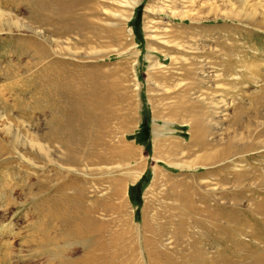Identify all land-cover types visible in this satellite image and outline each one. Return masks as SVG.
<instances>
[{
  "label": "rangeland",
  "instance_id": "obj_1",
  "mask_svg": "<svg viewBox=\"0 0 264 264\" xmlns=\"http://www.w3.org/2000/svg\"><path fill=\"white\" fill-rule=\"evenodd\" d=\"M29 1L0 0V11L4 6L3 12L19 27L13 24L0 32V264L5 253L7 264L45 263L43 257H30L34 247L23 244L40 218L29 201H52L60 192L57 185L68 179L57 180L62 174L53 172L42 156L34 157L37 147L30 150L26 141L47 130L48 114L39 108L44 106L42 88L48 78H56V69L73 81L78 75L96 78L116 98L110 103L113 113L129 118L124 125L120 119L110 124L111 144L118 139L135 150L125 165L115 160L119 164L110 165V172L94 170L91 174L101 175L97 181L79 166L75 177L92 178L84 181L85 201L119 208L96 215L107 225V237L126 232V243L128 220L138 227L146 218L158 223L153 228L163 230L160 241L173 242L170 264H208L223 255L241 256L225 238H238L241 223L247 231L251 218H260L256 202L264 200V25L258 24L264 18V0H125L122 8L111 5L100 11L102 22L96 21L97 13L85 18L91 26L116 21L117 40L83 45L79 42L92 38L87 30L82 39L76 33L56 38L58 46L24 28L55 38L51 29L30 23ZM94 1L100 7L106 4ZM96 4L90 0L78 14L88 15ZM138 11L140 23L135 27ZM114 13L117 19L110 17ZM33 44L43 45L47 54L39 58L29 51L25 58L17 56L18 48ZM145 124L149 151L137 142ZM59 156L52 159L58 163ZM137 166L141 176L124 182L115 195L112 182ZM41 184L51 191L49 196V190L33 195ZM67 185L70 192L64 196L75 191L79 195L74 179ZM50 205L46 221L53 226L59 204ZM187 208L191 212H185ZM190 218L205 225L183 224L176 230L180 221ZM57 230L62 234L59 224ZM79 251L70 261L81 255ZM126 251L119 254L117 247L111 248L108 254L116 255L112 264H146L142 255L134 258L138 252Z\"/></svg>",
  "mask_w": 264,
  "mask_h": 264
},
{
  "label": "bare ground",
  "instance_id": "obj_2",
  "mask_svg": "<svg viewBox=\"0 0 264 264\" xmlns=\"http://www.w3.org/2000/svg\"><path fill=\"white\" fill-rule=\"evenodd\" d=\"M104 1L106 4L100 7L93 0L94 5L97 3L96 7L93 12L87 15L78 14V10H83L82 6H86L90 0H30L28 2V11L32 15L30 23L39 28L51 29L52 36H55V38L46 37L42 35L41 31L36 32L27 26L24 28L35 35L38 33L37 37H40L43 42L50 46H58L60 37L68 36V34L74 35L75 33L80 37L87 30L91 32L92 38L89 41L84 38V42H79L83 45L91 42L97 43L100 40H115L120 35L119 30H115L116 21L114 23L105 21V24L103 23L104 26L98 23H94L91 26L89 21L86 20L90 15H96L97 13L96 17H98V20L96 21H101L99 18L100 11H107V8L111 5L121 8L126 5L125 0ZM4 9L3 6V10L0 11V32L10 30L14 26L13 24H16L15 27L19 28L17 26L18 23H15L17 21L13 22L10 16L7 17V14L3 12ZM116 14H110V17H118ZM119 24L118 22V26ZM258 24L264 25V18H260ZM51 31L49 34H51ZM80 39L82 38L80 37ZM29 51L30 54L32 52V56L39 58L47 54L43 45L33 44L30 48L28 46L26 48H18L17 56L25 58ZM55 71L57 73L55 74L57 75L56 78H48L44 88H42L44 106L39 108L41 113L48 114L46 120L47 130L40 136H33V140L26 141V143L30 145V150L34 146L37 147L36 155H33L31 151L29 154L36 158H41L42 156L43 159L45 158L55 168L53 172L62 174V177L57 180H68L57 185L60 192H58V196H55L52 201H41L40 198L35 201H29L35 203V214L40 217L38 218V223L36 222L32 226L34 232L30 233L28 238L23 240V244H29L34 247L30 250L32 254L29 256L35 260H40L38 258L42 259L43 257L45 259L44 264H112L116 255L111 257L108 254L111 248L117 247L118 253L122 252L124 254L125 250L130 251V247H132L130 251L132 254L138 252V255H135L134 258L142 255L141 257L145 259L146 264H170L172 258L168 250L171 248L169 245L173 244V242H169L168 239L159 240L160 237L158 238V236L161 235L163 230L152 227L158 223L155 221L151 223L146 218H143L141 224L137 227L129 219L127 222L129 230L127 232L130 236L127 235L128 241L125 243L126 232H117L109 238L106 233L108 231L107 225L96 217V215H100V212L104 214L106 212L117 211L119 208L113 204V207L117 209L114 210L110 203H101L99 205V201L84 200L82 195L85 193L84 190H86L84 181L91 180L92 178L75 179V177H78L79 166H83L88 171L94 178L92 181H97L101 175L95 176L91 174L94 170H99L101 173L110 172V165H114V163H121L123 165V162L127 161L126 159L134 153L135 150L124 143L122 145L121 140H114L116 144H111L110 142L112 135L110 124L112 120L120 119L121 125H124L128 117L125 119L113 113L110 103L116 98L110 96L111 92L109 90H104L103 86L101 87V85L95 82L96 78L93 81L90 77L86 78L84 76L79 78L78 75L73 81L68 76L65 78L66 75L63 74V71L57 69ZM52 72L54 73V70ZM158 133L156 130L155 134L158 135ZM36 141H43L47 146L35 144L34 142ZM14 145L15 141L12 142L11 146L14 147ZM49 147H52L55 151H52ZM56 154H61V157L59 156L61 159H59L58 163L53 160L54 158L52 159V156ZM115 160L119 161V163L115 162ZM97 167L98 169H96ZM89 168L90 170H88ZM140 169L141 167L137 166L134 171L128 172L126 175H119L122 178L115 179L114 183L112 182L114 194H120L124 182L136 181L142 174ZM64 171L65 173H63ZM73 179L78 186L79 195L75 191L72 196H64V192H70L67 183ZM43 182L45 183V181ZM1 186L2 188H6L7 183L3 181ZM28 186L31 187L30 184ZM35 188L39 192L36 193L34 191V196L49 190L43 184ZM16 189H18V186H16ZM50 192L49 190L47 196H49ZM65 194L67 195L68 193ZM4 203H7L8 206L14 204L13 201H6ZM51 203L59 204L53 215L56 221V224L53 226L49 225L46 221L51 216V213H47L51 207ZM255 206L260 218L254 220L255 218L250 217L252 224L251 226L245 225L247 231H244V224L241 223L243 228L239 230L238 238H225L226 242L232 243V247L236 251L242 253L241 256L238 257L236 253L233 256H229L230 254L223 255L208 264H264V200L260 203L256 202ZM8 208H5V211ZM185 212H191V208H187ZM102 216L105 218V215H101L100 217ZM211 216L217 219L218 215L214 213ZM253 217L255 216L253 215ZM42 221H44L43 225L41 224ZM58 224L62 229V234H56L59 233L57 230ZM183 224H191L196 227L205 225L202 221L190 218L189 222L180 221L176 230L180 232V227ZM236 226L241 228L240 225L236 224ZM215 227L224 231L223 227L216 225ZM243 237H247L248 241H243ZM76 251H79L81 255L70 261L69 257L74 255ZM8 256L9 253L4 254L3 259H1L3 264L8 263ZM141 261L143 260L141 259ZM142 264H144V261Z\"/></svg>",
  "mask_w": 264,
  "mask_h": 264
},
{
  "label": "trees",
  "instance_id": "obj_3",
  "mask_svg": "<svg viewBox=\"0 0 264 264\" xmlns=\"http://www.w3.org/2000/svg\"><path fill=\"white\" fill-rule=\"evenodd\" d=\"M136 16H137L136 21H134L133 23V26L135 27L139 26V23H140L139 11L137 12ZM139 134H140V137H138L137 142L146 146L145 147L146 151H149V145L147 143L149 139V130L146 124L142 126V129ZM136 201H138V199Z\"/></svg>",
  "mask_w": 264,
  "mask_h": 264
}]
</instances>
